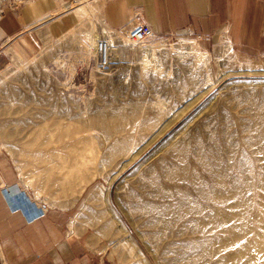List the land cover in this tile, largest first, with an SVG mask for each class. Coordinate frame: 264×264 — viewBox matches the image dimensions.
I'll list each match as a JSON object with an SVG mask.
<instances>
[{
    "label": "rangeland",
    "instance_id": "1",
    "mask_svg": "<svg viewBox=\"0 0 264 264\" xmlns=\"http://www.w3.org/2000/svg\"><path fill=\"white\" fill-rule=\"evenodd\" d=\"M102 1H81L63 14L53 10L40 21L69 14L75 22L65 33L44 24L0 46V151L54 121L93 133L100 181L80 207L89 217L84 226L100 235L94 239L116 264H264V157H251L249 142L243 143L242 175L216 176V211L199 233L183 239L153 233L134 204L138 181L153 161L202 158L200 133L209 116L234 124L235 109L264 113V58L241 56L226 40L206 50L192 37L157 36L133 47L125 32L107 26ZM69 3L60 0V7ZM88 4L90 21L83 10ZM83 38L112 41L116 50L106 67L97 55L85 62ZM201 49L209 52L202 59ZM145 55L152 59L147 68ZM258 147L264 154V139Z\"/></svg>",
    "mask_w": 264,
    "mask_h": 264
},
{
    "label": "crops",
    "instance_id": "2",
    "mask_svg": "<svg viewBox=\"0 0 264 264\" xmlns=\"http://www.w3.org/2000/svg\"><path fill=\"white\" fill-rule=\"evenodd\" d=\"M102 2L104 21L113 31L143 23L159 37H192L206 50L226 40L241 56L264 58V0ZM52 9L36 0L8 10L0 22V46L44 24L58 35L65 33L69 14L40 22ZM235 110L234 124L217 114L205 120L202 158L171 155L145 168L134 204L150 231L176 239L199 233L216 211V176L242 175L247 142L254 146L251 157H264L258 147L264 139V113ZM10 150L0 151L1 264H116L110 249L97 243L100 235L84 226L89 217L80 207L100 181L102 158L95 135L74 123L54 121L31 130ZM34 210L41 217L31 221L26 211Z\"/></svg>",
    "mask_w": 264,
    "mask_h": 264
},
{
    "label": "built area",
    "instance_id": "3",
    "mask_svg": "<svg viewBox=\"0 0 264 264\" xmlns=\"http://www.w3.org/2000/svg\"><path fill=\"white\" fill-rule=\"evenodd\" d=\"M35 1V0H0V22L5 18L6 13L8 10L10 11H17L24 7L28 2ZM72 0L71 2H74ZM80 2H74L71 6V9L78 7ZM127 38L132 41L133 43L137 44H145L150 40L157 37L153 29L143 23H139L132 27L131 29L126 30ZM165 37V36H164ZM113 52V46L111 45L108 39H103L97 50H96V59L97 63L100 67H106L109 64V59L111 53ZM27 217L29 220L34 221L41 217L36 210L26 211Z\"/></svg>",
    "mask_w": 264,
    "mask_h": 264
},
{
    "label": "bare ground",
    "instance_id": "4",
    "mask_svg": "<svg viewBox=\"0 0 264 264\" xmlns=\"http://www.w3.org/2000/svg\"><path fill=\"white\" fill-rule=\"evenodd\" d=\"M36 1V0H35ZM45 1V3H47V5L49 6V7H53V9L51 10V11H53V10H55V12H59V13H64L65 11H70L69 9H71V6H72V4L74 3V2H80L81 3V1H85V0H75L73 3L71 2V0H65V1H70L71 3H69L68 5H67V7H65V8H62V7H60V0H44ZM32 2H34V1H30V2H28L26 5H29V4H31ZM79 3V4H80ZM79 7V6H78ZM76 9V8H75ZM79 9V8H78ZM83 10H84V12H85V14H86V18L88 19V21H90V19H91V15H90V11H91V9H90V5L88 4L86 7H84L83 8ZM73 11V10H72ZM71 12V11H70ZM73 14L76 16V15H78V17H79V19H80V21H82L81 19H83L82 18V16H81V18H80V12L78 13L77 11H74L73 12ZM85 16V15H84ZM43 17V16H42ZM44 19V18H43ZM86 19V20H87ZM71 21V20H70ZM75 22V21H74ZM74 22H70V23H72L71 24V26H70V28H72V26H73V24H74ZM77 22H78V20H77ZM84 22H86V21H84ZM83 23V22H82ZM76 25V24H75ZM69 32V31H68ZM122 34V33H121ZM123 35V37H124V39L128 42V43H130L133 47H137V46H143V45H149V44H147V43H145V44H137V43H133L132 41H130L128 38H127V36H126V33H124V34H122ZM154 40V39H153ZM102 40H100V41H98V45L96 44V41L94 40V38H90V39H86V38H83L82 39V47H83V49H84V52H85V54H86V59H85V62H87V63H89V64H91L90 63V61L91 60H93L92 58L93 57H95L96 56V50H97V48H98V46H99V44H100V42H101ZM110 41V43H111V45L113 46V52L116 50L115 48H114V45H113V43H112V41L111 40H109ZM115 49V50H114ZM119 51V50H118ZM146 53V52H145ZM209 52L208 51H205V50H202L201 49V53L199 54V58L200 59H202V58H204L207 54H208ZM148 54V53H147ZM143 56V55H142ZM96 59V58H95ZM94 61V60H93ZM152 64V59L150 58V56L149 55H145L144 56V59H143V65H144V67L145 68H147V67H149L150 65ZM159 109H163V106L162 105H160L159 106ZM75 234V233H74Z\"/></svg>",
    "mask_w": 264,
    "mask_h": 264
},
{
    "label": "water",
    "instance_id": "5",
    "mask_svg": "<svg viewBox=\"0 0 264 264\" xmlns=\"http://www.w3.org/2000/svg\"><path fill=\"white\" fill-rule=\"evenodd\" d=\"M235 78H238V77H235Z\"/></svg>",
    "mask_w": 264,
    "mask_h": 264
}]
</instances>
